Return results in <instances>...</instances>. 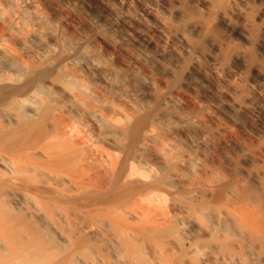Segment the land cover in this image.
Segmentation results:
<instances>
[{
    "label": "bare ground",
    "instance_id": "1",
    "mask_svg": "<svg viewBox=\"0 0 264 264\" xmlns=\"http://www.w3.org/2000/svg\"><path fill=\"white\" fill-rule=\"evenodd\" d=\"M183 1L0 0V264H264L262 66L238 97L264 0ZM213 12L229 40L201 51ZM199 90L253 148L213 147Z\"/></svg>",
    "mask_w": 264,
    "mask_h": 264
},
{
    "label": "rangeland",
    "instance_id": "2",
    "mask_svg": "<svg viewBox=\"0 0 264 264\" xmlns=\"http://www.w3.org/2000/svg\"><path fill=\"white\" fill-rule=\"evenodd\" d=\"M56 1L58 3L62 2V0H56ZM183 2H185V3H183V7L185 9L187 7L191 13H193V12L195 13L196 10H197L198 11L197 14H199L198 4H197L196 1L184 0ZM45 4L48 6V3L45 2ZM185 5H186V7H185ZM253 12H251V16L252 17L254 16ZM214 13L216 14L217 12H213V14ZM217 14H216V16L214 15V17L211 18L210 22H207V24L203 25L202 34L200 35V37L197 36L198 38H196V41H195L197 49H199V50H201V49L202 50L210 49V47H211L210 43L212 42L211 40H213V39L215 40V42L218 41V43H222L223 40H224L223 43H226L229 40L228 39V33L223 28V26H222V24L220 22L221 21V17H220L219 14L218 15ZM66 15L64 14L63 16H66ZM73 16L75 17V21L77 23L76 26H77L78 36H80L82 33H84V31H87L85 19L79 14H74ZM211 22L213 24H211ZM251 30H252L251 31L252 39L254 41H252V44L249 45V47H245L244 50L242 49L240 51V53L243 55V56H241L242 62L247 67V68L245 67V71H244L246 76H245V74H243V76H245V77H243V82H241L240 86H239V87H241V86L243 87V88L241 87L239 89V93H238V97H239V99L241 101L245 100L244 97H245V95L247 93V88H246L247 87V82L253 77L252 76L253 75V72H252L253 67L262 66L264 68V63L262 61V56L264 54V43L262 42V38H261V34H260L261 32H260L259 28L256 27V26L254 28H251ZM78 31H80V32H78ZM254 32H255V34H254ZM197 40H198V42H197ZM222 48L223 49L219 51V56L221 58H223L224 60H226V59L229 60V58L232 57V54L235 53V51H236V49L234 47H233L234 49L232 48V50H231V47H228V45H224ZM243 51H244V53H243ZM184 60L182 61V64H181V66H183L182 67L183 69L180 67L179 70L177 71V73H179V74L176 73V75H175L176 78L173 77L172 80H171V83H170L171 87L172 86L173 87L181 86V84H182V82L184 80V77H185L184 76V71L190 66V58L189 57H185ZM144 68L149 70V71H151V72H153L156 75V77L159 75L157 77L158 80H160L162 78L163 71L157 69L156 67H153L152 64L145 65ZM199 76L207 79V81L212 86H216L217 85L216 81H214V79L212 77H210L207 73L205 74L204 72H199ZM107 95H109V94L107 93ZM160 95L161 94H158V96H156L155 101H154V103L152 105V108L149 111L146 110L145 113H142L143 121L144 120L146 121L152 114H154L157 110H159L160 105H161V101H162V96H160ZM209 102L210 101H209L208 97L201 90L196 91V93H194L193 95L189 96L188 98L187 97L185 98V103L188 106V107L186 106V108L189 109V112L191 111V113H192V111H193V114L195 113V115L200 116L201 119L203 120L202 125L204 127H209L210 128V140H211V142L214 141L212 143L213 147H217L216 150H219L220 147L218 145V143H219L218 140L222 141L224 143V145L227 147V150L233 152L234 155L236 154L235 155L236 157L238 155H241L244 150H248L249 148H253L254 144H252V143L255 141V138H254L255 135L250 134L247 130H245V127H243L244 129L243 128H240V129L234 128L233 129V127H232V129L231 128L230 129H226L225 126H226L227 122H225V120L221 116H216L214 118V121H212L210 123L211 120L208 119V117H209V115H208L209 114ZM82 115L83 114L80 111V116H82ZM239 117L241 118V121L244 122V123L242 122V124H244V126H249V124H250L249 121H251L250 114L248 115V113H242V114L239 115ZM214 143H217V144L215 145ZM91 145H92V147H95V150L97 151L98 145L95 142H93Z\"/></svg>",
    "mask_w": 264,
    "mask_h": 264
}]
</instances>
